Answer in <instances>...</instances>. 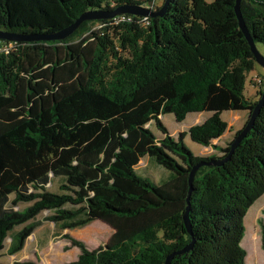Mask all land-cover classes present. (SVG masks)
Here are the masks:
<instances>
[{
    "label": "trees",
    "instance_id": "obj_1",
    "mask_svg": "<svg viewBox=\"0 0 264 264\" xmlns=\"http://www.w3.org/2000/svg\"><path fill=\"white\" fill-rule=\"evenodd\" d=\"M155 1L0 0V30L51 34L88 10L157 11ZM235 4L171 0L162 16L85 21L62 40L17 41L0 53V254L9 237V254L23 250L48 210L46 219L63 230L98 219L114 229L95 249L65 234L80 253L64 264H165L174 253L171 264H246L245 217L264 195V106L228 161L197 170L191 231L184 220L192 168L226 156L243 129L214 144L228 130L222 113L247 111V123L264 89L256 100L245 95L256 59ZM241 10L255 43H264V0H242ZM121 15L132 19L112 24ZM205 111L212 115L178 138L161 119ZM187 135L217 154L195 155ZM145 156L175 174L160 185L141 176ZM58 177H65L61 192H52ZM260 228L264 250V219Z\"/></svg>",
    "mask_w": 264,
    "mask_h": 264
},
{
    "label": "rangeland",
    "instance_id": "obj_2",
    "mask_svg": "<svg viewBox=\"0 0 264 264\" xmlns=\"http://www.w3.org/2000/svg\"><path fill=\"white\" fill-rule=\"evenodd\" d=\"M207 1L213 2L214 0ZM163 3L164 0H156L154 4L155 10L157 6H163ZM97 27H99V25H96V28ZM257 47L264 55V43L258 42ZM256 77H261L264 80V68L257 62L255 64L254 70L248 74L245 89V95L252 100L257 99V92L260 89L259 87L255 86V82L253 81V79ZM246 112L247 111L244 110L224 111L221 117L230 124L235 123L239 125L240 122H236L234 120V115L239 113L244 115ZM211 115L212 112L208 111L191 112L187 115L184 121L179 122L176 120L174 114L168 113L163 115L161 119L168 128L171 135L178 138L181 132L188 131L191 126L203 122ZM237 125L233 126V128L230 126V131H227L226 136H229L228 141H226L224 139L225 137H223L221 141H215L217 142L216 144L224 146L229 141H231L235 133L238 131ZM151 129L158 138L163 136V134L157 128L155 122L151 123ZM233 131L236 132L233 134ZM184 142L195 155L209 156L212 154H217V151L213 147H205L204 145L193 141L190 135L186 136ZM136 171L141 176L148 178L158 185L166 182L175 174L172 170H169L159 164L155 158L149 156H145L140 161L136 167ZM64 180L65 177L53 178L52 183L48 185V189L52 192H61L60 185L64 182ZM29 205H31V203H22L19 208L24 209ZM50 214H52V212L46 210L37 216L36 220L41 222L40 226L37 227L33 234L27 239L23 250L17 254L12 255L8 252V248L12 240L9 237L5 242V249L0 254V264H19L21 262L30 260L38 264H64L77 259L80 252L78 247L72 246L71 242L67 238H64L66 233L71 234L73 232L72 235L74 238L84 242L89 249H95L104 244L113 233L110 225L99 219L82 228L63 230L58 225H55L53 222H50L46 219V217ZM261 219H264V195L252 205L245 217L246 233L243 238L242 245L247 250L246 264H264V250L261 243ZM22 228L23 225L18 226L15 228L14 232L19 231ZM86 230H90L92 235H87ZM74 233H78L83 236L85 235L86 238H82L81 236L79 237ZM13 234L11 233V235ZM53 248L55 249L52 251Z\"/></svg>",
    "mask_w": 264,
    "mask_h": 264
},
{
    "label": "water",
    "instance_id": "obj_3",
    "mask_svg": "<svg viewBox=\"0 0 264 264\" xmlns=\"http://www.w3.org/2000/svg\"><path fill=\"white\" fill-rule=\"evenodd\" d=\"M241 1L242 0H236L235 4V12L238 17L240 27L245 34L247 40L249 41V44L251 46V50L254 54V57L256 59V62L259 63L261 66L264 68V55L259 51L257 44L255 43V40L253 39L249 28L244 20L242 10H241ZM171 0H165L163 6L157 10L153 11L149 7H144L142 5L138 4H125L116 7L113 10H105V9H93V10H88L84 12L75 22H73L71 25L68 27L55 32V33H48V34H36V33H28V34H21V33H14V32H8L4 30H0V39L1 40H8V41H20V42H31V41H40V40H62L64 38H67L71 34H73L83 22L85 21H90V20H100V19H108V18H113L117 15L120 14H133V15H138V16H150V17H155V16H162L167 10L168 5L170 4ZM264 106V89L262 91L261 98L259 99L257 105L254 107V109L251 112V115L246 123V125L243 127L242 131L234 138V140L231 143L230 146V151L229 153L226 154L223 158L219 159H211L210 161H202L198 164H196L190 173V178H189V184H190V190L188 193V207L187 211L184 214V220H185V225L189 231H191V221H190V199L193 191V182L195 179V175L197 170L204 165H209V166H214V165H223L226 161H228L232 154L234 153L235 149L240 145L241 141L243 138L248 134V132L252 129L256 118L260 114V111L262 107ZM193 246L192 244H189L186 246L182 251L180 252H186L189 251ZM179 252V253H180ZM176 253L171 254L167 257V260L165 264H171V261Z\"/></svg>",
    "mask_w": 264,
    "mask_h": 264
},
{
    "label": "built area",
    "instance_id": "obj_4",
    "mask_svg": "<svg viewBox=\"0 0 264 264\" xmlns=\"http://www.w3.org/2000/svg\"><path fill=\"white\" fill-rule=\"evenodd\" d=\"M132 19V15H121L114 18L112 24H119L122 21H128ZM144 21L148 22V17H144ZM17 41L0 42V53H10L16 46ZM255 86L261 88L264 85V80L261 77H256L253 79ZM49 185V184H48Z\"/></svg>",
    "mask_w": 264,
    "mask_h": 264
},
{
    "label": "crops",
    "instance_id": "obj_5",
    "mask_svg": "<svg viewBox=\"0 0 264 264\" xmlns=\"http://www.w3.org/2000/svg\"><path fill=\"white\" fill-rule=\"evenodd\" d=\"M247 116H248V114H247V112L244 114V115H242V114H235L234 115V120L236 121V122H240V124L239 125H237V124H235V123H228L229 124V126H228V130L227 131H230V126L233 128V126H235V125H237V130H239V129H241L242 127H243V125H244V123H245V121H246V119H247ZM196 120H198V119H196ZM242 120V121H241ZM236 130V131H237ZM227 131H226V133H227ZM236 131H233V134L236 132ZM226 133L221 137V138H219V139H216V140H214V144H216L217 142H215V141H221V139H223V137H225L224 139L226 140V141H228V139H229V136H226ZM234 138V137H233ZM230 142V141H229ZM111 227V226H110ZM112 228V227H111ZM70 230H72V229H70ZM112 230H113V232H114V229L112 228ZM71 233V232H70ZM73 233V232H72ZM72 233L70 234L72 237H74L73 235H72ZM67 234V233H66ZM69 234V233H68ZM75 234V233H74ZM113 234V233H112ZM110 238V237H109ZM108 238V239H109ZM80 253V252H79ZM79 255V254H78Z\"/></svg>",
    "mask_w": 264,
    "mask_h": 264
}]
</instances>
